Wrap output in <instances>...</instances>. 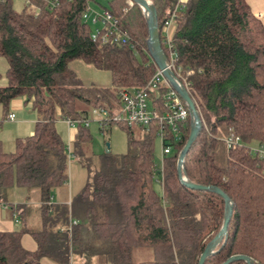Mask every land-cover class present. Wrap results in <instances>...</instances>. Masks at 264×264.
I'll return each mask as SVG.
<instances>
[{"label":"trees","instance_id":"obj_1","mask_svg":"<svg viewBox=\"0 0 264 264\" xmlns=\"http://www.w3.org/2000/svg\"><path fill=\"white\" fill-rule=\"evenodd\" d=\"M47 1L55 7L32 0L17 11L14 0L0 2V58L8 65L0 108L5 118L10 102L25 98L38 117L32 136L16 139L12 153L0 151V202L13 188L36 191L40 202L36 229L23 221L13 232H0V264H41L44 258L71 264L75 255L84 264H94V258L95 264H198L222 227L225 204L178 179L190 118L182 142L161 165L155 162L154 127L135 134L116 126L125 133V152H105L69 205L51 203L53 192L69 180V160L84 157L92 140L80 120L93 109L111 111L121 90L151 79L155 64L147 52L145 17L130 0L106 3L102 10L116 22L115 31L98 22L95 40L83 19L94 0ZM149 1L166 56L161 31L167 14L176 10L175 74L187 85L202 121L184 160L185 175L193 184L220 189L232 203L227 239L204 264H223L237 255L264 264V158L248 151L253 143L264 146V26L247 0ZM74 61L108 72L110 87L83 86L69 68ZM66 119L79 121L69 147L56 130ZM231 134L242 147L226 149L223 139ZM19 209L11 207L12 213ZM70 220L76 224L68 230ZM24 234L36 243L34 252L22 247ZM136 249L150 250L153 259L134 263Z\"/></svg>","mask_w":264,"mask_h":264},{"label":"built area","instance_id":"obj_2","mask_svg":"<svg viewBox=\"0 0 264 264\" xmlns=\"http://www.w3.org/2000/svg\"><path fill=\"white\" fill-rule=\"evenodd\" d=\"M3 0H0V2ZM26 5L32 0H23ZM46 1L51 8L55 7V3ZM176 10L170 15L167 14L164 26L162 28L163 45L167 56V68L175 74V63L177 56L173 50L171 42V27L177 24L175 16ZM91 17L92 23L96 25L98 22L107 24L110 29L115 31L116 22L110 17L108 12L103 11L102 14L90 8L83 15L84 21ZM97 30L91 35V39L97 38ZM125 36H121L125 41ZM117 39H115L116 41ZM102 41H106V36H102ZM180 81V80H179ZM180 83H182L180 81ZM187 90V85L182 83ZM188 91V90H187ZM119 102L111 111L103 108L93 109L89 117L98 125L101 132L106 131L112 126H124L129 129H143L148 131L150 127H154L156 140L161 146V158L169 156L173 147L181 143L186 129L187 119L190 118L186 105L180 100L178 95L168 85L162 73L155 66V73L151 79L140 88L123 89L119 93ZM89 117L80 122L86 127L89 126ZM8 121L14 120V115L7 116ZM68 127L76 128L79 121L64 120ZM77 129V128H76ZM223 143L227 150H234L242 147V143L238 137L232 134L223 139ZM249 154L259 159L264 158V146L258 143L248 145ZM162 163V161H161ZM264 174V167H263ZM17 223V220H16ZM76 224V221L70 220L68 230Z\"/></svg>","mask_w":264,"mask_h":264},{"label":"crops","instance_id":"obj_3","mask_svg":"<svg viewBox=\"0 0 264 264\" xmlns=\"http://www.w3.org/2000/svg\"><path fill=\"white\" fill-rule=\"evenodd\" d=\"M187 0H180L181 3H185ZM247 3L251 9L253 15L261 21H264V0H247ZM264 26V24H263ZM175 25L171 27V35L173 34ZM8 68L6 61L0 58V76H4ZM5 85V78L3 77ZM13 114L14 120L8 121L7 117L4 118L2 109L0 108V151L4 153H12L14 151L15 140L19 138H26L33 135L35 123L38 121L36 113L31 107V102H28L25 98H19L12 100L8 107V115ZM7 115V116H8ZM66 125L63 121H58ZM56 123V124H57ZM67 126V125H66ZM113 128H110L111 131ZM118 129V128H117ZM57 130V129H56ZM108 131V132H109ZM58 132V131H57ZM101 132V131H100ZM64 136L61 139L69 147L73 143L77 134L76 128H65ZM102 133V132H101ZM103 134V133H102ZM60 135V134H59ZM12 143V144H11ZM7 145V146H6ZM110 148V147H109ZM6 149V150H4ZM110 152V151H109ZM125 150L117 155H121ZM86 172V170H85ZM72 171L68 176V182L62 186L63 191L53 192L51 203L56 206L69 205L72 198L78 194L86 182L77 185L76 181L73 182L71 177ZM59 188V189H61ZM57 189V190H59ZM16 193L13 189L8 191V197L6 202H0V232H13L21 227L24 221L30 228L36 229L40 225L39 207L40 202L38 199V193L36 191H22ZM11 207H19V211L12 213ZM24 208V209H23ZM24 219V220H23ZM17 220V223H16ZM22 247L29 252L36 250V243L28 234H24L21 238ZM71 264H84L82 257L73 256ZM41 264H56L49 259H42ZM95 264V263H94Z\"/></svg>","mask_w":264,"mask_h":264},{"label":"rangeland","instance_id":"obj_4","mask_svg":"<svg viewBox=\"0 0 264 264\" xmlns=\"http://www.w3.org/2000/svg\"><path fill=\"white\" fill-rule=\"evenodd\" d=\"M109 0H94L90 2V9L97 11L98 13L103 12L102 8L106 6ZM130 3V2H129ZM24 5L23 0H14L13 8L17 11L22 9ZM89 26L95 30L100 27L97 23L93 25L91 17L87 20ZM264 24V21H263ZM70 70L74 72L77 79L83 86H94L97 88H108L110 87V75L108 72L99 71L91 66H88L80 61H74L69 64ZM4 76H1L0 85L4 84ZM90 124L88 126L90 135L92 137L91 142L85 145L84 157L80 160L72 158L69 160L68 176L71 173L73 182L76 181L77 185L81 183L84 184L87 180L91 179L94 173L99 168L100 157L106 152L105 146L109 144V151L112 155H117L123 152L126 148V137L125 133L121 129L113 128L111 131L102 134L98 128V125L89 117ZM66 125L62 123L56 124V129L58 134L65 138L64 133ZM135 134H139L135 129H133ZM12 144V143H11ZM7 146V145H6ZM6 150V149H4ZM155 162L161 165V146L158 140L155 141ZM86 170V172H85ZM158 188V187H157ZM159 189V188H158ZM19 196L22 191H28L27 189L13 188ZM63 189L56 190L55 192H61ZM132 259L134 263L151 261L153 259V254L150 250L136 249L133 251ZM98 259L94 258L93 263H96Z\"/></svg>","mask_w":264,"mask_h":264},{"label":"water","instance_id":"obj_5","mask_svg":"<svg viewBox=\"0 0 264 264\" xmlns=\"http://www.w3.org/2000/svg\"><path fill=\"white\" fill-rule=\"evenodd\" d=\"M135 3L141 10L145 17L146 24L148 27V38L146 40L147 52L151 60L154 62L158 70L161 71L162 76L172 88V90L178 95L180 100L186 105V108L190 116V131L188 140L180 152L177 160V175L180 183L185 187L202 192H210L221 197L225 204L223 223L220 231L214 237V239L206 246L204 252L199 258L198 264H204L205 260L212 254L215 253V249L220 244L221 241L227 239V227L229 224L230 216L232 214V203L228 196L222 192L220 189L215 187H205L201 185H196L188 181L184 172V160L190 150L191 146L195 142L196 138L200 134L202 128V121L199 113L196 110L194 101L191 99L189 92L180 83L176 76L167 68V59L161 48L160 35L158 30V20L155 7L151 4L149 0H130ZM149 2V6L147 5ZM106 152H109V144L105 146ZM243 261L246 264H254L252 260L246 256H232L223 264H232L233 262Z\"/></svg>","mask_w":264,"mask_h":264},{"label":"bare ground","instance_id":"obj_6","mask_svg":"<svg viewBox=\"0 0 264 264\" xmlns=\"http://www.w3.org/2000/svg\"><path fill=\"white\" fill-rule=\"evenodd\" d=\"M147 5H148V6L150 5V4H149V2H148V4H147Z\"/></svg>","mask_w":264,"mask_h":264}]
</instances>
